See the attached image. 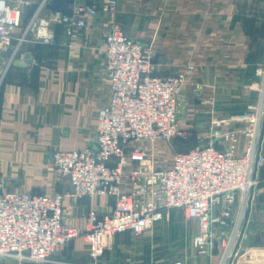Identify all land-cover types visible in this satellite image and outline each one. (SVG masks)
Returning <instances> with one entry per match:
<instances>
[{
  "label": "crops",
  "instance_id": "1",
  "mask_svg": "<svg viewBox=\"0 0 264 264\" xmlns=\"http://www.w3.org/2000/svg\"><path fill=\"white\" fill-rule=\"evenodd\" d=\"M8 1L24 10L27 4L39 0ZM116 1L115 14L87 17L86 29L75 38H68L63 26L53 23L49 44L37 38L36 29H30L24 42L13 49L24 27L15 32L10 52L13 60L0 81V184L8 190L69 195L71 189L56 178L52 169V153L80 150L93 143L97 111L109 96L101 63L111 21L118 23L131 39L152 48L157 75L194 66L177 110L180 128L196 137L194 143L183 144L184 150L201 142L211 129L197 127L198 114L209 115L210 125L214 119L225 120L222 128L235 129L241 123L229 122L231 117L243 115L258 104L264 107L260 91L263 78L256 73L264 70V0ZM49 14L44 10L40 18L33 19L37 27ZM196 84L203 89L195 91ZM262 124L263 119L261 129ZM244 145L241 136L238 155L243 154ZM258 152L264 155V128ZM256 176L260 187L252 193L243 239L249 233L246 231L256 226L250 224L256 214H264V166ZM248 199L249 195L246 211ZM112 205L111 199L74 200L67 196L63 217L68 225L84 232L91 208L108 211ZM241 207L237 197L232 220ZM181 211L171 210L167 218L142 236H115L112 247L98 263L220 264L224 252L221 245L210 258L197 254L192 243L196 224H182ZM256 229L264 231V225ZM231 232L225 229L224 239L228 240ZM256 243H241L238 254L247 256L230 264H264L263 242ZM54 258L69 264H90L81 236L70 240ZM0 264L11 263L0 260Z\"/></svg>",
  "mask_w": 264,
  "mask_h": 264
},
{
  "label": "built area",
  "instance_id": "2",
  "mask_svg": "<svg viewBox=\"0 0 264 264\" xmlns=\"http://www.w3.org/2000/svg\"><path fill=\"white\" fill-rule=\"evenodd\" d=\"M48 1L38 2L13 48V36L22 28L23 9L0 0V81L13 60L12 48L24 42L30 29H36L37 38L49 44L53 23L62 25L68 38H75L86 29L87 17L117 12L116 0H74L70 15L50 13L37 27L33 19L41 16ZM153 56L150 46L128 37L118 23L108 24L101 67L109 96L97 111L93 143L80 150L52 153V169L71 189L69 195L10 191L0 184V260L69 264L54 257L70 240L81 236L90 264H99L115 236H142L174 209L182 210L184 219L196 224L192 243L198 255L210 258L222 245L224 230L236 223L232 208L237 197L244 207L260 183L256 175L264 166V155L258 152L264 107L258 104L231 117L229 122L241 123L235 129L222 128L225 120H212L201 142L174 153L167 166L156 167L151 158L153 143L186 141L190 136L180 128L177 110L194 66L160 76L155 73ZM256 73L263 78L260 91L264 101V70ZM202 89L200 84L194 87L195 91ZM241 136L245 145L238 155ZM67 196L74 200L106 198L113 205L108 211L91 208L87 228L81 232L64 220ZM230 258L229 250L220 264H228Z\"/></svg>",
  "mask_w": 264,
  "mask_h": 264
},
{
  "label": "rangeland",
  "instance_id": "3",
  "mask_svg": "<svg viewBox=\"0 0 264 264\" xmlns=\"http://www.w3.org/2000/svg\"><path fill=\"white\" fill-rule=\"evenodd\" d=\"M195 135L192 133L188 140L186 141H182L180 139H175L172 140L171 142H156L152 144V161L154 162V165L156 167H165L169 164L172 156L174 153L178 152V151H182L184 150L183 148V144L184 143H194L195 140ZM260 186L257 185L255 190H257ZM246 205H244V207H242L239 211V215L235 218V226L233 227L234 223L230 224V227L228 229H231V234L229 236V239L227 240L226 238L224 239V237H222V239L220 240V242L223 244L221 245V247L223 248L224 252L223 255L227 256V254L229 253L230 250V254H231V258L229 260H232L233 262H236L238 260H243L244 257L247 256L246 253H240L238 254V249L241 245V243H245V242H249L252 241L254 243V246L257 245L256 242L260 241V244L263 242L264 245V231H257L258 229H256V226L258 225H264V214L263 215H257L254 217L255 220L252 221L250 224H255V227L250 228V230L246 231L249 232L248 235L246 236L245 239L244 236H242V239L240 241V245L238 247V249L234 252L235 250V246L237 245V241L239 239V236L241 234V230L243 227V223H244V216H245V211H246ZM179 219L181 220L182 224L184 225H189L192 224V222H188L184 219L183 216V212L181 211V215L179 217ZM247 230V229H246ZM229 235V234H227ZM244 235V233H243ZM261 238V240H260ZM229 242V243H228ZM231 243V244H230ZM231 247H230V245ZM230 247V249H229ZM232 250V251H231ZM254 251L250 250V253H252ZM235 253H237L236 255H234ZM249 253V252H248ZM231 261V262H232ZM229 262V261H228Z\"/></svg>",
  "mask_w": 264,
  "mask_h": 264
},
{
  "label": "water",
  "instance_id": "4",
  "mask_svg": "<svg viewBox=\"0 0 264 264\" xmlns=\"http://www.w3.org/2000/svg\"><path fill=\"white\" fill-rule=\"evenodd\" d=\"M40 1V0H39ZM38 1V2H39ZM74 0H49L47 4L45 5V10L49 11L52 14L59 13L61 15H70L71 14V6L73 5ZM38 2L32 3V4H27L23 10V17H22V27H26L30 21L32 20L36 9L38 7ZM152 63H154V60H152ZM209 115H204V114H198L197 116V127L200 129H208L210 127V124L208 122ZM262 129H261V134L263 133V128H264V116H263V124H262ZM252 193L253 190L249 194V199H248V208L245 213L244 217V223L243 227L241 230V234L239 236V239L237 241V245L235 246L234 252L238 249L240 245V241L242 239L244 229L248 220V215H249V205L250 201L252 198ZM232 260H229V263H231Z\"/></svg>",
  "mask_w": 264,
  "mask_h": 264
}]
</instances>
